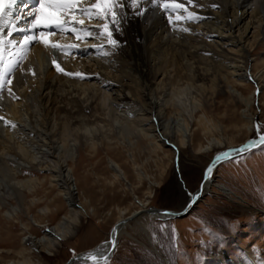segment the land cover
Instances as JSON below:
<instances>
[{
	"label": "bare ground",
	"instance_id": "obj_1",
	"mask_svg": "<svg viewBox=\"0 0 264 264\" xmlns=\"http://www.w3.org/2000/svg\"><path fill=\"white\" fill-rule=\"evenodd\" d=\"M94 2L95 0H82L79 7H88ZM199 3L204 7L193 9L189 6V9L199 11L204 19L176 21V15H186L181 10L172 13L171 24L168 14L154 7L150 0L144 2V15L136 16L131 9H126L127 16L121 23V31L114 33V38L119 41L115 48L107 43L106 37L100 31L89 28L88 30L93 31V36L88 37L84 31L79 30L82 26L72 25L78 28L77 33L54 31L53 35L48 36L51 42L64 46L63 51L58 52V57H52L53 51L43 43L33 42L23 49L27 58L21 60L13 72L7 74L19 99L9 96L6 90L0 97V116L17 124L16 128H11L0 121V198L13 193V198L20 203L26 202V208L29 210L41 202L46 203L48 210L51 205L50 193L45 197L43 195L44 198H34L39 194L40 187L46 183L33 177H20L26 169L40 168L38 170L43 176L52 175L51 183L54 184L51 185L60 189L68 206L64 217L48 228L42 237L36 241L31 238L26 241L30 242V248L55 250L60 240L69 237L78 227L82 211L77 207L80 200L72 184H77V181L86 182L89 174L86 169L82 178L77 176L78 164L73 159V151L77 144L86 145L83 143L85 140L93 152L98 143L106 144L110 151L113 150L108 141L116 128L115 123L118 124L122 118L115 113V108L120 105L131 109L136 105L142 106L143 112L136 116L140 127L124 125L135 137L153 140L158 150H164L165 145L171 144L172 149L178 151L188 140H193V126L196 125L207 140V144L199 143V150L209 151L224 144L220 135L222 127L216 125L207 113L208 101L217 89H222L223 85L227 84V87L243 96L240 84L247 80L254 81L256 89L244 98L249 105L259 89L263 92L264 56L260 61H255L249 59L246 54L252 51L255 53L253 47L264 35V0H199ZM213 3L219 4L220 7L211 8ZM31 4L30 0H17L12 17H21L23 12L19 13L20 9H25L26 13L30 12L32 8L23 5ZM77 15L85 20L86 25L105 23L98 18L88 19L79 13ZM30 19L31 17L13 22L17 27H24L26 20ZM183 28H188L189 31L184 32ZM8 30L6 24L4 32ZM23 35L24 33L16 32L13 38L19 42ZM77 36L80 38L77 39ZM93 45L98 47L94 48ZM99 45H103V48ZM9 52L12 55H9ZM21 54L19 43L14 47L5 45L0 73L4 72L5 64L18 59ZM53 58L66 71L84 73V78L57 72L52 64ZM228 61L235 64L228 65ZM260 64H263L262 69ZM254 70L255 72H251ZM32 71L36 72L35 76ZM251 121L248 115H242L236 124L238 132L246 134ZM259 137L253 140L258 141ZM258 145L260 144L256 146ZM166 151L172 154L170 149ZM242 154L231 155V158ZM128 158L127 156L119 160L108 156V168L114 173L115 179L127 177ZM134 161L131 160L133 169ZM213 171L209 174L206 168L201 188L199 186L194 194L188 196L184 207L198 192L200 195L182 214L172 216L168 212L159 211L138 213L146 209L142 205L148 203L139 198L140 207L128 215L132 216V219L123 222L129 207L119 208L120 218L112 227L109 237L101 240L93 249L78 254L77 259L73 261L94 264L88 258L91 252L97 255L98 264H104L102 257L107 256L109 260L116 247V244L114 247L106 246L105 241H113L115 238L117 243V239L123 234L134 239L133 234L127 230L130 221L134 220L147 235L145 244L169 262L161 244L149 228V220L176 219L189 214L201 198L211 192ZM135 174L139 180V172L135 171ZM28 195L33 196V199L26 200ZM57 201L59 198L54 197L52 200L53 203ZM35 219L40 222L41 217ZM22 246L17 255H22L23 260L14 258L12 262L5 264H36L30 254L26 253L29 248H26L24 243ZM218 257L221 264H264L251 257L235 260H226L222 254H218Z\"/></svg>",
	"mask_w": 264,
	"mask_h": 264
},
{
	"label": "rangeland",
	"instance_id": "obj_2",
	"mask_svg": "<svg viewBox=\"0 0 264 264\" xmlns=\"http://www.w3.org/2000/svg\"><path fill=\"white\" fill-rule=\"evenodd\" d=\"M253 48L255 53L252 51L246 55L249 59L260 61L264 56V35ZM51 51L52 57H58L56 49ZM227 64L235 62L228 61ZM262 68L263 64H260ZM226 85L217 89L207 104L208 115L216 125L222 127L220 135L224 139L223 146L209 151L199 150V143L207 144V140L199 127L194 125L193 140H188L184 147L176 151L169 144L164 146V150H158L153 140L135 137L124 125L140 127L136 117L143 112L140 105L132 109L122 105L115 108L123 123H115L116 128L108 141L113 150L110 151L106 144L98 143L93 152L86 140L84 146L77 144L73 151V159L78 164L76 174L82 178L86 169L89 174L86 182L72 184L82 202L77 203L82 211L81 222L69 237L60 240L55 250H35L26 241L29 238L36 241L64 217L68 211L66 200L60 189L51 185L54 184L51 183L52 175L43 176L38 170L40 168H29L22 172L21 178L33 177L46 183L34 198H42L50 193L51 205L47 210L46 203H36L29 210L26 202L20 203L13 198V193L0 198V264L12 262L14 258L23 260L22 255H17L23 243L29 248L26 249L27 255L30 254L36 264H63L72 255L93 249L101 240L107 239L120 218L119 208L129 207L124 214L128 216L140 207L139 198L148 202L142 207L154 205L181 210L188 196L199 188L215 153L264 135V88L263 92L259 89L255 93L249 105L244 98L256 89L254 81L247 80L240 84L243 96ZM242 115L252 119L246 134L239 133L236 127ZM168 149L172 154L166 151ZM108 156L119 160L127 156L130 158L126 164L129 173L125 179H115L108 168ZM131 160H135L134 169L141 176L139 180ZM32 197L28 195L26 200H32ZM54 197L59 198L57 203L52 202ZM33 216L41 217L40 222ZM149 228L169 262L145 244L147 235L138 223L131 220L127 230L134 239L124 234L120 236L108 264H221L218 254H222L226 260L251 257L264 262V144L222 161L212 173L211 192L206 193L189 214L176 219H150ZM71 264L87 263L74 261Z\"/></svg>",
	"mask_w": 264,
	"mask_h": 264
},
{
	"label": "snow or ice",
	"instance_id": "obj_3",
	"mask_svg": "<svg viewBox=\"0 0 264 264\" xmlns=\"http://www.w3.org/2000/svg\"><path fill=\"white\" fill-rule=\"evenodd\" d=\"M144 2L145 0H95V2L88 7H79L82 0H37L36 6L27 13V16L31 17V19L26 20V26L17 27L13 20L25 19V17L20 16L12 17V10L17 0H0V62L4 59L5 45L14 47L19 43L22 52L18 59H14L5 64L4 72L0 73V97L3 96L6 90L9 96H12L14 99H19L11 87L12 80L7 78V74L13 72L16 65L21 60L27 58L26 53H23V49L28 48L33 42L43 43L45 47L50 46L53 49L63 51L64 46L59 43L51 42L48 36L53 35L54 31H71V33L75 34L78 28L72 25H79L82 26L79 30L84 31L88 37L93 36V31L88 30L89 28L100 31L106 37L107 43L115 48L119 45V41L114 38V33L121 31V23L127 16L126 9H131L132 13L136 16L144 15ZM150 3L168 14V21L170 24L173 23L172 13H177L181 10L184 11L186 15H176V21H200L204 19L199 11L189 9V6H192L193 9L203 8L204 5L199 3V0H183V2H180V0H150ZM219 7V4H211V8L213 9H218ZM77 13L87 16L88 19L98 18L104 20L105 23L102 25H86L85 20L78 18ZM6 24L9 30L5 33L4 27ZM50 29L53 31H49ZM182 31L187 32L189 29L183 28ZM16 32L24 33L19 42L13 38ZM79 38L80 37L77 36V39ZM92 47L95 48L98 46L93 45ZM99 47L103 48V45H99ZM9 55H12V53L9 52ZM52 64L57 72L64 75L80 78H84L85 76L84 73L79 71H66L55 58L52 59ZM32 75L35 76L36 72L32 71ZM0 121L8 127H17V124L6 119L4 116H0ZM257 128H259V125H257ZM257 144H264V135H261L258 141L252 140L238 149H230L218 153L215 157V161L230 159L233 152H244ZM213 167L214 163L209 165L207 167V173L210 174L213 171ZM105 245L114 247L115 241H105ZM88 258H90L94 264H98L97 255L90 252ZM102 259L104 260V264H108L107 256H103Z\"/></svg>",
	"mask_w": 264,
	"mask_h": 264
},
{
	"label": "water",
	"instance_id": "obj_4",
	"mask_svg": "<svg viewBox=\"0 0 264 264\" xmlns=\"http://www.w3.org/2000/svg\"><path fill=\"white\" fill-rule=\"evenodd\" d=\"M251 140V139H250ZM256 146V145H255ZM252 147H254V146H252ZM238 148H240V146H238V147H233V148H230V149H238ZM251 148V147H250ZM230 149H228L227 148V151L228 150H230ZM220 152V151H219ZM218 152V153H219ZM237 153H242V152H233L232 153V155H234V154H237ZM215 155H217L216 153H215ZM223 160V159H222ZM221 161V160H220ZM220 161H213V163H214V167L220 162ZM212 163V164H213ZM213 167V168H214ZM201 184H202V181H201V183H200V188H201ZM200 194H199V192L195 195V197L191 200V202L188 204V205H186L185 207H183V209L182 210H177V211H175V210H172V209H168V208H158L157 206H154V205H149V206H147L146 207V209H144V210H141V211H139L138 213H140V212H142V211H144V212H149V211H159V212H168L169 214H171L172 216H175V215H178V214H182V213H184L186 210H187V207L188 206H190L197 198H198V196H199ZM135 214H137V213H135ZM130 219H132V216H126L122 221L123 222H125V221H129ZM121 221V222H122ZM114 241H115V238L113 239ZM115 244H116V241H115ZM77 255H72L71 257H69L63 264H71V263H73L74 261H73V259H77Z\"/></svg>",
	"mask_w": 264,
	"mask_h": 264
}]
</instances>
